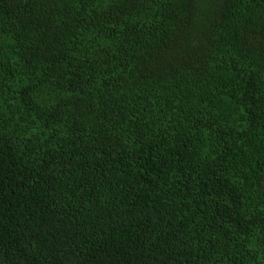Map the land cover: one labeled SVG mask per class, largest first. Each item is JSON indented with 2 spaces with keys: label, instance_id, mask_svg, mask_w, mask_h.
Returning <instances> with one entry per match:
<instances>
[{
  "label": "trees",
  "instance_id": "16d2710c",
  "mask_svg": "<svg viewBox=\"0 0 264 264\" xmlns=\"http://www.w3.org/2000/svg\"><path fill=\"white\" fill-rule=\"evenodd\" d=\"M0 264H264V0H0Z\"/></svg>",
  "mask_w": 264,
  "mask_h": 264
}]
</instances>
